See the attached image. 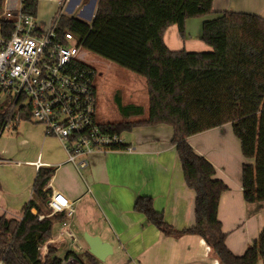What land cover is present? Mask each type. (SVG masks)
Here are the masks:
<instances>
[{
    "label": "trees",
    "instance_id": "1",
    "mask_svg": "<svg viewBox=\"0 0 264 264\" xmlns=\"http://www.w3.org/2000/svg\"><path fill=\"white\" fill-rule=\"evenodd\" d=\"M23 4L25 12L36 15L37 0ZM4 6L5 0H0V16ZM211 12L212 0H98L90 24L62 15L58 32L73 33L91 54L145 79L146 117L104 123L103 131L120 135L139 127L172 128L185 184L195 194V224L174 231L149 198L137 199L135 211L167 236L201 237L219 264H264V228L242 256L226 247L217 208L227 186L214 178V167L187 142L193 135L231 124L243 158L253 161L241 170L244 200L264 202V19L228 12L206 20L200 39L212 52L170 51L163 41L169 26L177 25L183 34L186 20ZM121 108L125 119L143 114L140 107ZM3 120L0 114V130ZM127 148L120 144L113 150ZM50 172L38 169L32 198L22 207L20 219L0 213L2 264H62L54 246H48L46 255L41 252L51 238L53 223L65 219L63 213L49 216L45 211L49 200L45 179ZM84 256L85 261L69 252L66 258L73 257L78 264L98 263L88 252Z\"/></svg>",
    "mask_w": 264,
    "mask_h": 264
},
{
    "label": "crops",
    "instance_id": "2",
    "mask_svg": "<svg viewBox=\"0 0 264 264\" xmlns=\"http://www.w3.org/2000/svg\"><path fill=\"white\" fill-rule=\"evenodd\" d=\"M6 1L10 0H5V9H13ZM228 12L264 19V0H212L211 14L186 20L183 34L177 25L169 26L164 44L170 51L212 52L200 39L202 24ZM7 130L9 135H0V213L18 216L32 198L38 169H50L45 179L49 199L56 191L74 207L68 231L76 246L70 245L65 234L56 239L62 221L54 222L51 230L49 241L55 242L50 244L57 252L62 250V260L70 252L85 261L87 234L112 247V254L104 261L96 259L97 264H219L201 237L167 236L134 209L137 199L149 198L174 231L195 224V194L185 184L171 127L135 128L126 139L120 134L127 149L97 152L77 158L76 163L68 161L56 137L46 135L44 128L31 120ZM187 142L214 167V178L227 186L219 199L217 219L226 247L242 256L264 228V202L248 203L243 196L242 166L253 161L243 158L231 124L193 135ZM67 259L78 264L73 257Z\"/></svg>",
    "mask_w": 264,
    "mask_h": 264
},
{
    "label": "built area",
    "instance_id": "3",
    "mask_svg": "<svg viewBox=\"0 0 264 264\" xmlns=\"http://www.w3.org/2000/svg\"><path fill=\"white\" fill-rule=\"evenodd\" d=\"M16 1L17 8L4 7L0 16V114L4 115L0 135L31 120L61 142L72 163L123 144L120 135L103 131L97 121L95 71L89 52L73 33L58 32L62 9L70 0H47L56 2L59 10L45 26L36 15L24 11V0ZM47 206L49 216L65 215L56 239L65 234L70 245L76 246L68 231L72 203L54 191ZM50 242L55 240L41 247L42 255L47 254ZM62 264L72 263L66 258Z\"/></svg>",
    "mask_w": 264,
    "mask_h": 264
},
{
    "label": "rangeland",
    "instance_id": "4",
    "mask_svg": "<svg viewBox=\"0 0 264 264\" xmlns=\"http://www.w3.org/2000/svg\"><path fill=\"white\" fill-rule=\"evenodd\" d=\"M11 8H17L16 0L6 1ZM92 9V14L95 11L96 0H74L70 6L67 4L62 9V15L72 17L88 24L91 23L92 17H86L84 11L86 7ZM86 10V14L88 9ZM59 6L54 1L37 0L36 19L42 26L49 23L53 16L58 12ZM89 64L95 71L94 85L97 92V121L99 124L120 121H134L136 119L145 118L148 113V100L146 82L143 77H140L124 68H121L109 61L97 57L89 52ZM119 100L120 104L117 102ZM1 102V101H0ZM2 105V104H0ZM136 106L143 110L140 116H131L125 119L124 111L120 106ZM1 111V109H0ZM9 135V130H5L1 138ZM129 132L121 134V138L126 139ZM47 213L50 212L45 208ZM35 213L34 210H32ZM8 219H20L21 213L18 216L5 214ZM57 257H62V250H58Z\"/></svg>",
    "mask_w": 264,
    "mask_h": 264
},
{
    "label": "water",
    "instance_id": "5",
    "mask_svg": "<svg viewBox=\"0 0 264 264\" xmlns=\"http://www.w3.org/2000/svg\"><path fill=\"white\" fill-rule=\"evenodd\" d=\"M84 15L86 17H92L93 19L92 9H90V11L88 9L87 14L84 13ZM84 239L88 246L89 254H91L95 259L104 261L107 256L112 254V247L108 243L101 241L98 237H92L85 234Z\"/></svg>",
    "mask_w": 264,
    "mask_h": 264
}]
</instances>
